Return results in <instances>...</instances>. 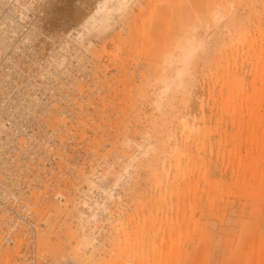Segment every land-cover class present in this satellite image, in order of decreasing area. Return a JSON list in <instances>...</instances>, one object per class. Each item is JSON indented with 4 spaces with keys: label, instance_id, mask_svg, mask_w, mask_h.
<instances>
[{
    "label": "rangeland",
    "instance_id": "rangeland-1",
    "mask_svg": "<svg viewBox=\"0 0 264 264\" xmlns=\"http://www.w3.org/2000/svg\"><path fill=\"white\" fill-rule=\"evenodd\" d=\"M59 1L45 23L54 33L65 31L72 17L69 11L84 0ZM138 1L140 6H133L129 18L118 20L114 29L101 35L95 33L93 48L99 55L93 48L82 50V58L90 60L83 62L96 67L95 84L91 81L95 86L81 82L87 85L82 89L84 100L89 92L95 93L85 108L89 120L94 117L92 123H83L82 139L73 143L79 175L84 177L95 167L91 154L101 159L115 152L127 161L137 148L127 140L141 143L142 136L148 137V148L140 151L145 154L140 153L130 181L115 188L120 204L116 200L108 204L114 216L105 217V223L97 220L101 233L96 247L115 248L118 255L106 251L96 264H264V36H259L264 0ZM213 7L226 14L219 25L209 23ZM197 21L207 49L194 66V80L185 92L156 109L158 57ZM109 42L114 45L107 53L102 47ZM14 90L12 95L22 91L18 86ZM181 118L187 119L188 131ZM92 126L97 129H92L94 134ZM83 138L90 140L86 146ZM102 165L101 171L106 169ZM118 171L106 177L113 178ZM74 175L75 180H66L62 189L67 201L46 207L53 212L47 222L54 220V230L46 222L48 229L36 237L37 254H42L38 264H85L91 255L96 257L94 250L88 253L82 245L79 214H71L77 193L87 192V185ZM78 182L83 184L80 191ZM84 224L90 226L88 221ZM120 224L127 225L126 235L120 233L116 240ZM41 233L49 240L46 245L40 242Z\"/></svg>",
    "mask_w": 264,
    "mask_h": 264
},
{
    "label": "bare ground",
    "instance_id": "bare-ground-1",
    "mask_svg": "<svg viewBox=\"0 0 264 264\" xmlns=\"http://www.w3.org/2000/svg\"><path fill=\"white\" fill-rule=\"evenodd\" d=\"M57 1L59 0H54V1L39 0L37 6L32 7L31 5L33 3V0H0V61L2 57L5 56V59L11 63V66L12 65L15 66V69H13L10 68V65L3 63L2 65L5 66V69H7L8 72L7 74H5L3 71H0V124L3 121V118L1 117L2 113H6L11 119H13L14 124L16 125L18 123L17 122L18 119H22L28 116V113L32 110V107L43 103L45 101V94L42 91L49 90L47 81L52 80L54 84L58 85L55 79L58 80L64 79V77L60 74V70L64 67V65H66V67H68V65L71 66V71L69 72V82L72 86L77 85L76 81L80 78L82 80H85L86 82L85 81L84 82L88 86L92 87V85L95 84L93 79V75H94L93 71L95 69L93 68L96 66L91 68L90 65H86L85 62H89L90 60L85 58L86 56L82 58V54L85 53L82 50L83 49L89 50L90 48L95 47L96 44L93 42V40L96 38L95 33L97 34L100 33L101 35V33L107 32L108 30H112V28L114 29L115 25L118 23V20H123V18L124 19L129 18L130 15H133V6L139 3L138 0H84L82 1V4L80 6H76V9L74 8L73 11L72 10L69 11L70 14L72 13V17L68 18V21L70 23L66 20L69 25L65 29V31H60V32L56 31V33H54L49 31L48 30L49 28L47 29L45 23L48 22V20L51 18L50 14H52L54 12L53 9H55L53 4ZM51 3H52L51 5L52 8L50 7ZM56 10L57 9H55V11ZM139 11L143 12V10L141 9ZM224 16H226L225 13ZM57 18L59 17L57 16L56 19ZM65 18L67 19V17ZM134 18H136L137 20V17ZM136 20H134L133 23ZM224 20H226V17ZM51 22L49 23L51 24ZM64 24L65 23L61 25ZM36 25H39V30H37ZM259 36L260 37L264 36V29L259 31ZM122 43L123 45H125L124 41H122ZM113 45H114L113 42L112 43L109 42L106 46L102 47V50L107 53H110L111 47ZM95 49L96 48L92 49L93 52ZM17 52L26 55L23 58L24 63H22V65L19 66L20 69L23 71V73H20L18 71V69L16 68L17 63L13 60V58L17 57ZM87 52L88 51H86V53ZM93 52L90 53L92 54L91 55L92 57L94 56ZM95 52L97 53V55H99L97 50H95ZM72 58H74L75 61ZM83 59L85 62H83ZM72 60L75 62V64L73 65L71 62ZM92 63L93 61H91V64ZM66 79L67 76L65 77V80ZM95 80L97 79L95 78ZM86 84L84 85L81 83L79 84L78 88L81 93L84 92V90L82 91V89L83 87L85 89ZM61 85L64 86V83H62ZM16 86L20 87L24 91L23 92L18 91V93L22 92V94L18 97L19 100H17L16 102H11V101L8 102L9 99L11 100V98L9 97L12 95L14 88ZM94 93L89 92L91 96L86 97L89 103L91 102V98L94 95ZM32 95L36 96L37 98L32 97ZM84 96L85 95L82 94L83 98ZM48 103L52 104L51 102ZM154 106L156 109L161 108L156 106L155 103ZM87 109H86V113H87ZM93 118L90 120L91 122ZM44 119L50 126H59L63 123L62 121L63 114L59 112L58 109H52L47 113V116L44 117ZM85 121H83V123ZM79 122H81L80 119ZM181 124L185 131L189 130L187 119L181 118ZM80 126H82V123H80V125L77 124V127ZM17 129H18L17 127L10 126L11 133H15ZM82 131L83 130H81L79 133L80 137L82 135ZM141 138H142V140H140L141 143H138L137 141H132L131 139L127 140L126 144L129 145L132 144L137 147L136 148L137 150L135 149V151L132 153L133 155L127 161H125V159H123L121 155L120 156L116 155V153L114 152V153H110V155L107 156L110 157V160L112 158L113 161H110L107 157H104L105 155L101 158L103 160L104 166L106 167V169H104L103 171L100 170L101 172H97L98 167H96L95 165V167L93 166L91 170L89 169V171L85 172L86 174L84 175V177H81L78 172L79 169L81 168L80 166H79L80 168H78L77 166L74 165V168L75 167L78 168L77 169L78 174L74 172L76 168L75 169L73 168L74 170L71 168L76 175L80 176V179L83 180L82 181L83 184L87 185V192H84L83 189L82 194H80L81 192L79 193L78 190L80 188L82 189L83 184L81 183L82 186L81 187L78 182L79 186H78V190L76 191L80 194V199L78 201H76L77 198H75V195L71 194L74 189L72 190L71 193L69 192L72 195V197L74 196L75 198L74 203L76 204V206L73 205L74 207L71 209V214L74 215V217H76L79 214L78 223L80 225V229L84 231V233L81 235L82 245L88 250V253L94 250L96 254V257L91 255L88 261L85 262V264H96L97 263L96 258H102V255L106 251L110 253L112 256L118 255L115 252L116 250H114L115 248H111V249L107 248L106 250L103 251L102 248L96 247L97 236L101 233V229L98 227L97 220H99L100 222L104 221L105 223L108 221V218L105 219V217L110 216L112 218L114 216L111 213V210H113V206L110 207L108 206V204L115 200L118 202V199L121 198L120 195L115 194V192L117 193L115 188L116 187L118 188V186L121 185L120 184L121 182L130 181V177L133 173V169L136 167L137 164L136 161L138 158H140V153H143L140 151L144 148V146L148 141L147 136H142ZM83 142L84 143L86 142L88 144L87 140H84ZM27 146H28L27 143H23L22 145V147H27ZM81 146H77V147H81ZM145 148L148 147L145 146ZM75 149L77 148L75 147ZM145 151H147V149ZM143 154H145V152ZM84 164H86V162ZM118 166L122 167L120 171H118L119 170ZM114 170L118 172L113 176V178L106 177L107 173L110 174ZM10 173H12V170L9 168L7 170V174ZM77 185L75 187H77ZM64 187L66 189V185ZM97 198H100L101 201H99ZM65 201H67V199ZM86 209L88 211V215H86ZM50 215L51 214H48V216ZM87 221L90 223V226L85 228L84 223H86ZM53 222H51V225L48 224L50 222H47V224L50 225L49 227L48 226L47 227L53 228L52 225ZM126 226L125 224L119 225V230L115 232L116 235L114 239L119 240L120 233H122V235L123 234L126 235L125 232L127 229ZM52 228L50 231L54 230ZM40 232L42 231L40 230L38 232L39 235ZM43 236L44 234L41 235L40 242L46 245V243H48L49 240L47 237L45 238V236L44 237ZM37 255L42 257V254L39 255L38 253Z\"/></svg>",
    "mask_w": 264,
    "mask_h": 264
},
{
    "label": "built area",
    "instance_id": "built-area-1",
    "mask_svg": "<svg viewBox=\"0 0 264 264\" xmlns=\"http://www.w3.org/2000/svg\"><path fill=\"white\" fill-rule=\"evenodd\" d=\"M24 56L17 52V57L13 58L20 73H23L19 66L24 63ZM3 63L15 69L3 56L0 71L6 72ZM70 71L71 66L64 65L60 70L64 79H55L58 85L52 80L47 81L49 90L42 91L45 101L32 107L28 116L18 119L16 125L6 113L1 114L0 264H38L36 237L40 230L47 227L48 214H53L46 207L48 203H65L67 195L62 189L66 180H75L70 168L74 160L78 159V156L73 158L77 153L73 142L82 139L75 133L83 127V121L86 120L87 124L92 122L85 112L88 101L82 98L78 88L82 79L79 78L77 85L72 86L69 82ZM22 92L11 95L8 102H14ZM32 97L37 98L34 95ZM52 109H58L63 114V123L59 126H50L44 119ZM83 116L84 119L81 118ZM80 123L82 126L77 127ZM10 126L18 128L15 133H11ZM92 129L97 130L93 126L90 127ZM91 132L94 134V131ZM23 143L28 146L22 147ZM91 155L98 167L97 172H100L103 160ZM74 165L78 166L76 163ZM9 168L12 173L7 174ZM80 194L77 193L76 201L80 199Z\"/></svg>",
    "mask_w": 264,
    "mask_h": 264
},
{
    "label": "clouds",
    "instance_id": "clouds-1",
    "mask_svg": "<svg viewBox=\"0 0 264 264\" xmlns=\"http://www.w3.org/2000/svg\"><path fill=\"white\" fill-rule=\"evenodd\" d=\"M210 21L219 25L225 16L223 9L213 7L208 12ZM202 27L197 23L179 33L164 49L156 64L154 103L162 107L169 97L185 92L194 80V66L207 49L206 40L200 35Z\"/></svg>",
    "mask_w": 264,
    "mask_h": 264
},
{
    "label": "snow or ice",
    "instance_id": "snow-or-ice-1",
    "mask_svg": "<svg viewBox=\"0 0 264 264\" xmlns=\"http://www.w3.org/2000/svg\"><path fill=\"white\" fill-rule=\"evenodd\" d=\"M38 3H39V0H33V3L31 6L36 7ZM36 28H37V30H39V25H36Z\"/></svg>",
    "mask_w": 264,
    "mask_h": 264
}]
</instances>
